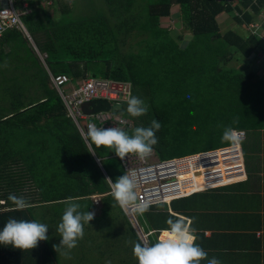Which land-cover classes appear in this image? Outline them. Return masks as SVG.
I'll list each match as a JSON object with an SVG mask.
<instances>
[{
  "label": "trees",
  "instance_id": "16d2710c",
  "mask_svg": "<svg viewBox=\"0 0 264 264\" xmlns=\"http://www.w3.org/2000/svg\"><path fill=\"white\" fill-rule=\"evenodd\" d=\"M78 1L13 0L23 12L31 40L21 29H8L0 43V60L2 53L8 54L25 74L5 86L15 99L9 110L0 112V230L10 218L37 220L48 230L57 229L67 198L83 201L80 211L86 212L96 205L93 196L99 195L102 212L96 218L102 220L117 207L129 231L124 239L135 240V245L142 241L114 200L108 180L115 183L123 176L121 160L110 149L84 139L51 86L49 73L66 74L73 81L89 75L129 82L130 94L141 98L148 112L134 118L126 103L115 105L117 113L133 122L123 130L131 134L136 127H149L152 120L164 121L154 146L161 158L191 140L206 138L205 149L229 144L222 140L226 127L247 131L264 127V73L253 67L257 59H264V0H104L103 9L92 0H83L81 8ZM221 13L228 15L233 27L220 28L216 19ZM172 14L179 22L177 33L162 23ZM184 31L189 33L185 42ZM232 60L239 64L230 65ZM9 72L6 67L4 73ZM32 85L36 96L29 91ZM8 130L13 132L10 137ZM33 150L41 151L40 156ZM110 157L120 168L109 173ZM10 194L24 197L32 206L17 210ZM166 213L177 218L168 206ZM158 218L157 224L147 223L158 230L154 239L156 231L149 235L151 243L168 228ZM0 264L58 261L47 240L23 251L0 244Z\"/></svg>",
  "mask_w": 264,
  "mask_h": 264
},
{
  "label": "clouds",
  "instance_id": "9594fccd",
  "mask_svg": "<svg viewBox=\"0 0 264 264\" xmlns=\"http://www.w3.org/2000/svg\"><path fill=\"white\" fill-rule=\"evenodd\" d=\"M7 1L8 0H4L1 2L0 0V7L6 5ZM28 37L31 40L29 33ZM68 77L69 81L66 84L74 83L77 86L72 91L74 92L82 85L84 80L92 76L88 75L86 78H83L80 81H73L70 76ZM100 80L111 81L114 83H126L130 85L131 89V84L129 82L108 79ZM51 86L58 92L68 115L67 107L63 101V98L60 95V92L53 86L52 80ZM64 92L65 94L72 93H67L65 90ZM96 100L102 99H95L92 101ZM92 101L86 102L85 104ZM124 103L127 105V113L134 118H139L148 112V105L141 98L131 94L124 97ZM160 128L161 124L156 120H152L149 127H136L131 134L119 127L97 128L95 125H90L88 135L91 142L97 148L103 147L110 149L111 152H114L121 160H124L125 157L130 155L144 160L152 154L154 146L158 143L156 132H158ZM235 129L238 128L226 127L223 131L222 140L229 142H240L244 134L242 132H237ZM90 153L95 154L94 151ZM108 180L111 182L112 196L114 200L126 214L131 211L133 214L143 215L149 210L152 203L151 200H140L138 202L137 193L135 191L137 187V180L134 173L124 174L123 176L119 177L115 183H113L110 178ZM238 183H231L218 188ZM96 196L99 197L97 200L98 202L95 201ZM100 197L101 196L99 195L93 196L95 204L99 203ZM8 199L12 202L17 210H24L32 206L24 197H17L13 194H10ZM171 203L172 202L163 204L170 205ZM65 204L66 207L62 214L61 222L58 224L56 229V232L61 237V240L59 245H53V247L56 251L64 249L66 250L65 254H68L71 252V250L76 248L78 246V242L84 238L85 226L90 225L89 222L94 219L95 213L90 211L81 212L80 204L76 202L75 198L72 197L67 198L65 200ZM192 222L193 221L191 219L183 217H177L175 219L169 218L166 221L168 228L164 230L165 235L158 239L155 243L141 239L137 230L133 228L135 232H137L141 241H143L142 243H136L133 247V255L137 258L138 264H201V261L204 260H207V264H221L220 260L216 257L209 259L208 253L201 247L200 244L197 243L198 236L196 235V229L191 227ZM48 229L49 227L47 224L41 223L37 220L29 221L10 218L3 226L2 230H0V244L5 246L11 245V247L20 249L22 251L32 250L38 246V242L47 241L49 239V236L47 235Z\"/></svg>",
  "mask_w": 264,
  "mask_h": 264
},
{
  "label": "built area",
  "instance_id": "2783aa9c",
  "mask_svg": "<svg viewBox=\"0 0 264 264\" xmlns=\"http://www.w3.org/2000/svg\"><path fill=\"white\" fill-rule=\"evenodd\" d=\"M23 5L26 6L27 3L24 2ZM22 13L14 6L13 0H8L6 5L0 7V41L8 28L21 29L28 36L21 20ZM41 57L44 58L45 55L41 54ZM49 74L53 86L60 92L67 107L68 117L75 122L88 142L90 125H95L97 128L119 127L123 129L132 127V120L115 110V105L123 103L124 97L130 94V85L89 77L74 92L65 94L63 86L69 81V77L64 74ZM95 99H102L110 103L109 111L86 115L82 110L83 105ZM235 130L244 134L240 142H231L170 158H159L155 149L144 160L132 155L125 157L124 160L119 158L124 174H135L137 180L135 191L138 202L151 200V205L155 206L170 203L193 193L246 181L247 170L242 144L246 131L239 128ZM98 161H100L99 158ZM241 177L245 178L241 180ZM197 178L202 179L203 188L195 189L197 185L195 179ZM98 198L96 196L95 201ZM123 213L131 226L137 230L141 239L148 240L150 232H144L138 214H133L131 211L127 214L124 211Z\"/></svg>",
  "mask_w": 264,
  "mask_h": 264
},
{
  "label": "crops",
  "instance_id": "0c3cea01",
  "mask_svg": "<svg viewBox=\"0 0 264 264\" xmlns=\"http://www.w3.org/2000/svg\"><path fill=\"white\" fill-rule=\"evenodd\" d=\"M242 144L247 170L246 181L184 197V200L176 203L179 210L173 209L170 204L167 205L168 212L175 217L193 221L191 227L196 229L197 243L208 253L209 259L216 257L221 264H264V127L246 130ZM33 151L34 155L41 152ZM45 152L49 154V150ZM30 155L32 156L31 153ZM195 182V188L204 187L202 179H195ZM26 189L27 187L22 189V192ZM93 211L101 214V198L90 210ZM154 229L151 226L149 232H155ZM50 230L47 232L50 238L61 240L59 234L53 236L55 228ZM164 230L159 231L158 239L163 232V236L165 235ZM134 242L132 240L131 246H134ZM114 246L113 244L111 252L118 253L113 255L112 264H126V259L119 255L121 249ZM89 249L94 251L96 247ZM99 249L100 247L97 251ZM131 257L133 263L138 262L135 257ZM100 263L105 264L104 259ZM108 263L106 260V264ZM201 264H207V260L201 261Z\"/></svg>",
  "mask_w": 264,
  "mask_h": 264
},
{
  "label": "rangeland",
  "instance_id": "374dc122",
  "mask_svg": "<svg viewBox=\"0 0 264 264\" xmlns=\"http://www.w3.org/2000/svg\"><path fill=\"white\" fill-rule=\"evenodd\" d=\"M3 1L4 0H1V2ZM83 2H84L83 0H79L78 6L82 8L84 6ZM92 2L100 6L101 9H103V5L105 6L104 0H92ZM17 10L20 11L18 8ZM27 11H30L29 7L27 8ZM261 17L264 19V13L261 15ZM176 18H177V15L172 14L168 18H163V22H162L163 25L169 26L172 29L173 33H177L180 27L179 22L178 20H176ZM216 21L217 23H220V28L223 30L234 26L231 19L225 13L219 14L217 16ZM258 25L259 24L256 23L254 27H258ZM184 35H185V39H184V42H185V40L189 39V33L184 31ZM134 39L135 38L133 37L132 40ZM33 46L35 47L34 43H33ZM1 58L2 60H0V112H5L9 110L11 106V101L15 99L14 96L8 93L9 91L5 89V86L7 84L14 83L15 81L14 79L16 80L18 79V81H20L23 78L22 75H25V74L21 72L17 63L12 61L11 56H9L8 54L2 53ZM238 64L239 63L234 62V60L230 62V65H238ZM6 67L10 71L9 73H4V70L6 69ZM253 67H254V70L257 71L258 74H263L264 73V59L262 58L257 59ZM22 81L24 82V80ZM35 87L36 86L32 85L29 88V91L31 94L35 95L36 93ZM76 87H77L76 84L68 83L63 87V89L67 93H70ZM39 91L42 94V90H39ZM34 100H36V97ZM160 123L163 124L164 121H161ZM5 133L9 137L11 136V134L13 135V132L9 130ZM165 133L167 137H171L170 135L171 132H168V131L166 132L165 130ZM207 142L209 141L206 138L201 139V140L199 139V141L197 142L191 140L189 143H185L184 147H182L181 149L178 148V149L173 150L170 153V155H167L166 157L170 158L174 156H180L183 154L186 155V154L204 150L208 146ZM158 157L161 158L159 154H158ZM114 161L116 162V164L114 163ZM117 166L118 168H120V163L117 159H115L114 157L108 158V165H106V169L108 170L109 173L114 172ZM121 172L124 175V171H121ZM80 205L83 206V201H81ZM171 207L173 209L179 210V207L176 205V203L173 204ZM93 212L95 213L94 219L89 222L90 223L89 226L91 228L84 230V233H85L84 238L78 242V246L74 248L73 250H71V252L68 254L64 253L65 251L64 249H60V253H58V251L54 252V255L58 261V264H103V263H100L102 259H104L105 264H106V260L109 262L108 264H112V262L114 261L113 255L118 253V252L117 253L111 252L112 251L111 248L113 244L115 245L114 248L121 249V251L123 252V253L121 252V254L119 255L123 256L126 259V264H137V263H133V259L131 257V255L135 257L132 253V248H131L132 244H130L131 242L129 240L124 239V236L126 235L129 236V231H128L127 225L124 224L125 218L123 214L121 213V211L117 207H112V212L108 216L103 217L102 220L96 218L100 216L99 215L100 212H96V211H93ZM166 212H167V206L159 205L156 208L149 209L143 215H138L139 220H141V223L144 225L143 230L149 231L151 227H148L147 223L155 222V224H157L156 218H158L159 216L162 217V218H158V221L160 222H166L169 218H172ZM113 218H114V221L112 220ZM56 233L57 232L53 233L54 237H56ZM152 235L153 236H151V239H154V237L158 236L157 231L153 233ZM48 241L51 244L53 249H54L53 245H59L60 243V240L56 241V239H52L50 237ZM127 244H130V249H129V246H127ZM91 247H96V249H94V251L90 250L89 248ZM98 247H100V249L97 251ZM135 259L137 258L135 257Z\"/></svg>",
  "mask_w": 264,
  "mask_h": 264
},
{
  "label": "water",
  "instance_id": "95a60500",
  "mask_svg": "<svg viewBox=\"0 0 264 264\" xmlns=\"http://www.w3.org/2000/svg\"><path fill=\"white\" fill-rule=\"evenodd\" d=\"M110 109L109 103L102 100L92 101L83 106V110L86 114L91 115L100 111H108Z\"/></svg>",
  "mask_w": 264,
  "mask_h": 264
},
{
  "label": "bare ground",
  "instance_id": "6f19581e",
  "mask_svg": "<svg viewBox=\"0 0 264 264\" xmlns=\"http://www.w3.org/2000/svg\"><path fill=\"white\" fill-rule=\"evenodd\" d=\"M244 178H245V177H244ZM244 178H243V179H244ZM197 179H198V178H197ZM195 189H197V188H195ZM192 190H193V189H192ZM163 233H164V232H163Z\"/></svg>",
  "mask_w": 264,
  "mask_h": 264
}]
</instances>
